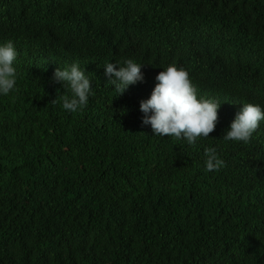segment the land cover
<instances>
[{
    "label": "trees",
    "instance_id": "trees-1",
    "mask_svg": "<svg viewBox=\"0 0 264 264\" xmlns=\"http://www.w3.org/2000/svg\"><path fill=\"white\" fill-rule=\"evenodd\" d=\"M9 40L0 264H264V122L248 143L226 142L240 111L214 97L216 129L189 145L154 136L140 112L172 64L198 97L219 88L264 108V0H0ZM127 59L144 81L119 97L104 66ZM73 63L93 90L77 113L52 103L70 95L53 76ZM208 147L219 171L206 170Z\"/></svg>",
    "mask_w": 264,
    "mask_h": 264
},
{
    "label": "clouds",
    "instance_id": "clouds-1",
    "mask_svg": "<svg viewBox=\"0 0 264 264\" xmlns=\"http://www.w3.org/2000/svg\"><path fill=\"white\" fill-rule=\"evenodd\" d=\"M18 55L11 40L0 43V96H8L16 90ZM104 69L108 82L119 93V97L124 95L130 86L144 81L143 65L133 59L124 61V66L109 62ZM53 82L70 90V95L66 91L52 102L60 101L63 110L69 113L82 111L93 94L90 79L77 63L63 70L57 68ZM150 84L155 87L150 97L140 102V112L143 114L142 125L150 126L154 136L183 139L189 145H195L200 139L209 138V134L217 127L221 107L215 101L218 99L214 97L224 98L223 103L228 105L227 107L240 111L223 136L224 141L248 143L261 122H264V108L261 105L229 99L219 88L206 99L198 97V90L189 72L175 64L169 65L160 73L156 72V78ZM222 115L225 116V113ZM205 156L207 171H219L224 167V161L219 158L215 147L206 148Z\"/></svg>",
    "mask_w": 264,
    "mask_h": 264
}]
</instances>
